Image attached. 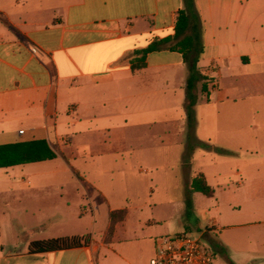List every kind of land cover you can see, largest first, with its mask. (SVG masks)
<instances>
[{"label":"crops","instance_id":"1","mask_svg":"<svg viewBox=\"0 0 264 264\" xmlns=\"http://www.w3.org/2000/svg\"><path fill=\"white\" fill-rule=\"evenodd\" d=\"M196 5L209 99L198 85L196 127L188 133L182 54L152 52L136 72L130 63L136 50L174 34L183 0H0V147L31 144L22 156L38 158L0 168V197L7 208L11 200L40 204L39 230L56 232L52 239L88 240L74 249L0 255V262L149 264L157 238L172 233L156 232L144 206H129L126 184L133 189L142 175L154 182L175 153L187 192L202 173L214 196L217 187L228 200L216 199L210 220L218 232L214 264H264V159L248 158L246 145L238 156L196 147L207 141L232 150L240 133L222 120H236L239 82L264 87V0ZM120 210L126 213L110 233V214Z\"/></svg>","mask_w":264,"mask_h":264},{"label":"rangeland","instance_id":"2","mask_svg":"<svg viewBox=\"0 0 264 264\" xmlns=\"http://www.w3.org/2000/svg\"><path fill=\"white\" fill-rule=\"evenodd\" d=\"M229 83V79L223 78V86L228 87ZM238 95H243V98L239 96L237 102L232 105V110L236 113V120H222L226 123L231 120L230 126L238 133L243 134L236 135V143L231 144L229 149L232 150H230L231 155L229 156H238L239 152H236L238 147L246 145L249 149L245 150L248 158L264 159V135L261 134L262 130L259 131V128H264V87H255L252 84L243 85L239 82ZM187 121L186 127L188 133H191L192 129L194 130L196 127V117L193 124H190L191 126L188 118ZM225 136H220L222 143L227 141ZM205 143L214 146L210 142L206 141ZM218 145V148L227 150L226 146L221 143ZM191 146L195 147V144ZM188 160L186 158V161ZM183 163L184 161H179L173 153L167 157L166 166L158 168L159 175L154 182L146 175H142L139 181L134 183L133 189L130 186L132 184L127 183L126 189L130 195L129 206H144L147 210V217L155 221L156 232L169 231L172 234L185 232L199 239L206 249L213 250V243L218 239V232L209 226L210 220L218 215L216 199L221 197L224 203L228 200L222 198L221 189L217 187V194L213 197H207L200 192H191L190 190L187 192L185 177L184 179L182 177ZM81 198L82 195L72 197L71 202L78 203ZM66 199L64 198L62 201ZM262 200L259 198L252 201L261 202ZM5 202L6 200L0 197V255L8 257L13 254L27 253L32 242L52 239V235H55L54 231L42 233L39 230L38 222L41 215L38 213V209L41 208L40 204L31 205L29 200H22V202L11 200V206L7 208ZM47 202L46 200L43 205L45 215L50 213ZM82 203H85L84 205L89 209L86 200ZM223 209L224 212L228 210L227 205ZM6 212L10 216L9 222L6 221ZM0 264L9 263L0 262Z\"/></svg>","mask_w":264,"mask_h":264},{"label":"trees","instance_id":"3","mask_svg":"<svg viewBox=\"0 0 264 264\" xmlns=\"http://www.w3.org/2000/svg\"><path fill=\"white\" fill-rule=\"evenodd\" d=\"M184 7L176 13V22L174 34L162 39H156L143 49L136 50L130 63L132 71H140L147 66V56L155 51L170 50L182 54L184 62L188 69V79L186 83L187 93V118L189 125L193 124L196 117L195 106L198 103V85H201V92L206 94L209 99V79L204 74L203 68L200 66L201 58L204 54L205 45L203 40V21L198 12L196 0H183ZM190 125V126H191ZM38 144L45 145L47 157L53 158L54 155L49 153L47 143ZM31 144H23L18 146L0 147V168L12 167L15 165L36 161L38 158H24L20 149L30 147ZM197 147L205 150L215 151L222 155H231L230 151L222 148L214 147L202 141H197ZM191 192H200L207 197H213L215 189L212 188L205 176L200 173L192 180L190 184ZM125 210L113 211L110 214L112 225L110 233L114 230L115 224L119 216L125 215ZM88 240L83 238H55L47 240H37L29 245L30 254H44L61 250H68L82 247L87 244Z\"/></svg>","mask_w":264,"mask_h":264},{"label":"built area","instance_id":"4","mask_svg":"<svg viewBox=\"0 0 264 264\" xmlns=\"http://www.w3.org/2000/svg\"><path fill=\"white\" fill-rule=\"evenodd\" d=\"M212 251L185 232L163 235L156 240V253L149 264H214Z\"/></svg>","mask_w":264,"mask_h":264}]
</instances>
